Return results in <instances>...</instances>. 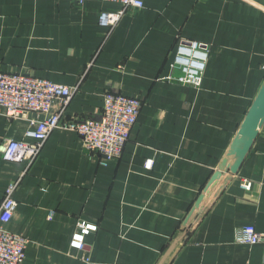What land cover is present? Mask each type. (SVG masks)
I'll return each mask as SVG.
<instances>
[{
	"label": "crops",
	"instance_id": "0c3cea01",
	"mask_svg": "<svg viewBox=\"0 0 264 264\" xmlns=\"http://www.w3.org/2000/svg\"><path fill=\"white\" fill-rule=\"evenodd\" d=\"M120 9L0 0V72L79 87L64 119L100 117L107 93L143 103L122 157L107 166L64 130L25 174L26 164L0 158V204L22 178L6 229L29 240L23 264H264V242L234 240L246 225L264 237V126L238 174L211 185L264 85V0H144L112 29L100 25ZM181 39L210 45L199 90L166 80L179 74ZM63 108L56 101L51 113ZM30 128L0 116V144L29 141ZM80 220L99 227L83 252L70 249Z\"/></svg>",
	"mask_w": 264,
	"mask_h": 264
},
{
	"label": "built area",
	"instance_id": "2783aa9c",
	"mask_svg": "<svg viewBox=\"0 0 264 264\" xmlns=\"http://www.w3.org/2000/svg\"><path fill=\"white\" fill-rule=\"evenodd\" d=\"M75 1L80 4L85 2V0ZM102 1L121 6L118 12L104 13L100 17V25L111 29L127 13L144 7V0ZM209 53V44L181 39L172 64L173 71H178L179 74L170 75L166 80L197 90L201 89ZM78 91L79 87L71 88L27 74L0 72V116L8 121L25 119L31 124V128L26 133L29 141L2 140L0 158L6 162L26 164L25 174L39 160L46 142L56 130L77 133L82 138L87 151L102 157V166H107L113 159L122 157L139 119L142 101L120 94L107 93L104 96V107L100 117L84 121L66 120L64 119L65 107ZM56 101H60L64 108L52 114L51 109ZM31 113L43 114L47 117L43 120L31 119ZM153 163L152 160L147 161L145 168L151 170ZM21 179L8 186L4 200L0 204V264H23L26 258L29 240L23 235L11 233L6 229V225L12 221L16 212L17 202L14 197ZM242 187L246 191H251L253 184L246 180L243 181ZM98 229V225L80 220L73 234L70 249L83 252L86 248V239ZM234 240L239 245L255 246L263 243L264 237L254 225H246L235 231ZM85 261L89 263L90 259L86 258Z\"/></svg>",
	"mask_w": 264,
	"mask_h": 264
},
{
	"label": "water",
	"instance_id": "95a60500",
	"mask_svg": "<svg viewBox=\"0 0 264 264\" xmlns=\"http://www.w3.org/2000/svg\"><path fill=\"white\" fill-rule=\"evenodd\" d=\"M264 126V85L252 104L227 157L220 170L213 176L211 185L222 177L223 173L237 175L246 157L251 151L262 127Z\"/></svg>",
	"mask_w": 264,
	"mask_h": 264
}]
</instances>
